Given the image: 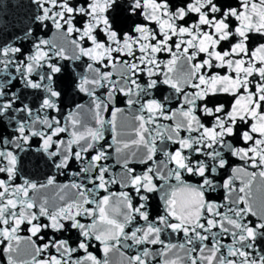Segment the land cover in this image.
<instances>
[{"label":"water","instance_id":"1","mask_svg":"<svg viewBox=\"0 0 264 264\" xmlns=\"http://www.w3.org/2000/svg\"><path fill=\"white\" fill-rule=\"evenodd\" d=\"M0 264H264L244 0H0Z\"/></svg>","mask_w":264,"mask_h":264}]
</instances>
